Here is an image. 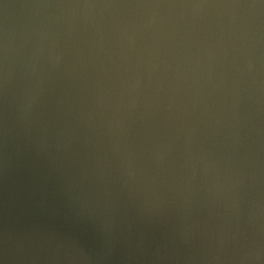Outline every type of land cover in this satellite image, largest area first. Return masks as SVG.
<instances>
[{
  "label": "water",
  "instance_id": "water-1",
  "mask_svg": "<svg viewBox=\"0 0 264 264\" xmlns=\"http://www.w3.org/2000/svg\"><path fill=\"white\" fill-rule=\"evenodd\" d=\"M0 264H264V0H0Z\"/></svg>",
  "mask_w": 264,
  "mask_h": 264
}]
</instances>
